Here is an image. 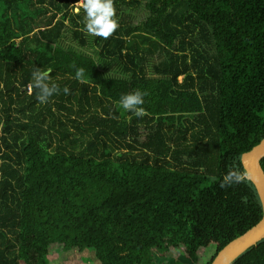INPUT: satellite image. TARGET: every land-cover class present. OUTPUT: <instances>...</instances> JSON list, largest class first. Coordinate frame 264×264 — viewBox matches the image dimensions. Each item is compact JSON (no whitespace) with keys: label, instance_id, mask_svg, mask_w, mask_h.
Listing matches in <instances>:
<instances>
[{"label":"trees","instance_id":"1","mask_svg":"<svg viewBox=\"0 0 264 264\" xmlns=\"http://www.w3.org/2000/svg\"><path fill=\"white\" fill-rule=\"evenodd\" d=\"M77 2L0 0V264H195L214 246L211 264L263 216L242 154L264 138V0H147L136 24L141 1L114 0L117 30L91 40ZM37 69L58 87L44 104ZM134 91L140 117L120 110ZM229 172L246 178L222 188ZM229 264H264V237Z\"/></svg>","mask_w":264,"mask_h":264},{"label":"clouds","instance_id":"2","mask_svg":"<svg viewBox=\"0 0 264 264\" xmlns=\"http://www.w3.org/2000/svg\"><path fill=\"white\" fill-rule=\"evenodd\" d=\"M72 11L79 15L83 10L84 16V30L93 37L109 38L115 33L119 24L117 19V10L114 6V0H78L75 3ZM50 72L48 70L37 69L32 73V84L38 90L36 97L41 104L47 103L49 98L58 91L55 83L50 82ZM84 70L78 68L76 70L75 78L77 80L83 77ZM69 89L64 88V93L68 94ZM145 93L141 91H134L124 94L119 99V105L126 112H132L135 116L140 117L144 115V109L140 107L144 104ZM246 177L243 174L229 172L226 174L221 187L229 186L232 183H240Z\"/></svg>","mask_w":264,"mask_h":264},{"label":"water","instance_id":"3","mask_svg":"<svg viewBox=\"0 0 264 264\" xmlns=\"http://www.w3.org/2000/svg\"><path fill=\"white\" fill-rule=\"evenodd\" d=\"M263 156L264 138L250 150L242 154L244 168L259 193L262 202L263 216L255 225L228 242L219 250L211 264H229L243 250L264 237V169L261 165Z\"/></svg>","mask_w":264,"mask_h":264},{"label":"rangeland","instance_id":"4","mask_svg":"<svg viewBox=\"0 0 264 264\" xmlns=\"http://www.w3.org/2000/svg\"><path fill=\"white\" fill-rule=\"evenodd\" d=\"M140 1H141V5L137 7L136 10H134V8H131L134 10L132 12L134 15V18H133L134 24L141 22L142 20L146 18V8L144 4L147 0H140ZM65 35L66 37L62 40L63 45L72 46L74 49H79V50L81 49L86 53L88 52L90 54L95 55V49H92L90 45H88L85 48H81L78 43L72 40L71 32L69 29L66 31ZM90 36L91 35L88 34V37L91 40ZM120 110H123V108L121 107ZM214 251H215L214 246H211L209 248H204V249L201 248L199 250V260L195 264H204L207 261H209V259H211V256L214 254ZM154 255L158 263L164 260L167 261L168 257L162 253L154 251ZM50 264H97V263H96L95 255L93 251L89 250V251L81 252L78 249L74 248L70 251H60L58 254L52 255L50 257Z\"/></svg>","mask_w":264,"mask_h":264},{"label":"bare ground","instance_id":"5","mask_svg":"<svg viewBox=\"0 0 264 264\" xmlns=\"http://www.w3.org/2000/svg\"><path fill=\"white\" fill-rule=\"evenodd\" d=\"M157 69V68H156ZM165 70V69H164ZM223 92V91H222ZM236 101V100H235ZM207 105V104H206ZM250 123V122H249ZM252 124V123H251ZM245 126V125H244ZM227 130V129H226ZM254 130V129H253ZM248 131V130H247ZM251 133V132H250ZM223 137V136H222ZM215 140V139H214Z\"/></svg>","mask_w":264,"mask_h":264}]
</instances>
